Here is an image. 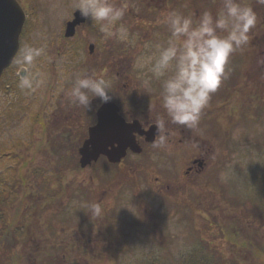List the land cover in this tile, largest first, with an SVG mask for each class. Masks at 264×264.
Returning a JSON list of instances; mask_svg holds the SVG:
<instances>
[{"label":"rangeland","instance_id":"rangeland-1","mask_svg":"<svg viewBox=\"0 0 264 264\" xmlns=\"http://www.w3.org/2000/svg\"><path fill=\"white\" fill-rule=\"evenodd\" d=\"M111 2L123 8L124 15L135 4ZM239 2L257 15L249 33V53L233 55L244 82L238 81V92L230 96H222L218 89L204 108L191 138L212 142L211 161L201 175L183 176L197 145L178 146L177 157L169 163L145 152L130 155L120 166L110 167L101 160L85 169L72 167L74 161L69 159L79 158L78 143L93 123L99 100H93L90 111L74 105L68 92L84 74L76 73V78L70 74L92 61L85 41L98 26L90 20L72 44H65L59 37L76 0H21L27 12L21 49L38 47L45 36L54 43L49 42L48 51L35 62L34 70L44 75L35 91L20 93L15 63L0 80V190L2 182L10 191L21 188L16 212L13 208L9 220H0V264H57L52 248L71 239L92 245L89 251L82 249L79 264H233L234 260L264 264V5L257 0ZM222 6L223 0H218L217 13ZM130 20L117 25L128 29V41L105 39L98 49L111 72L123 63L134 64L129 72H145L148 58L163 48L145 33L131 38ZM82 39L85 44L77 46ZM72 47L78 49L73 61L65 54L54 56L57 49ZM245 56L247 65H241ZM112 78L105 80L114 95ZM243 85L250 91L243 93ZM148 103L166 111L162 95ZM59 160L66 163L57 172ZM94 203L102 208V216L95 220L90 209ZM0 213L3 217L5 210ZM7 237L10 242L4 241ZM245 239L262 248L257 250L259 256L243 246ZM250 250L256 252L254 247Z\"/></svg>","mask_w":264,"mask_h":264},{"label":"clouds","instance_id":"clouds-1","mask_svg":"<svg viewBox=\"0 0 264 264\" xmlns=\"http://www.w3.org/2000/svg\"><path fill=\"white\" fill-rule=\"evenodd\" d=\"M257 3L264 5V0H257ZM75 7L99 27L105 39L128 41V29L123 24L117 26L124 9L111 0H76ZM162 22L169 27L171 36L167 47L158 46V56L148 58L149 70L156 79L171 70L172 74L163 80L162 106L172 124L195 128L212 94L225 78L231 55L249 43V33L257 24V15L251 6L242 5L239 0H223L215 18L204 12L194 24L191 17L171 12ZM45 52L44 47L30 45L20 50L14 63L21 90L33 92L44 82L43 73L34 68L36 60ZM68 95L74 105L88 111L93 107V100L98 99L99 105H103L113 99L109 82L86 74L76 78ZM156 126L161 134L154 147H164L167 144L163 134L165 121L158 119ZM90 209L92 216H102L99 203L92 204Z\"/></svg>","mask_w":264,"mask_h":264},{"label":"flooded vegetation","instance_id":"flooded-vegetation-1","mask_svg":"<svg viewBox=\"0 0 264 264\" xmlns=\"http://www.w3.org/2000/svg\"><path fill=\"white\" fill-rule=\"evenodd\" d=\"M135 4H133L134 8H129L128 12L126 11V14L123 16L122 20L120 22L123 23L125 20H129L131 24L127 27L131 29V38L137 39L140 38L141 33H145L146 38H151V42H155L157 45H161L163 43L162 47L168 46V41L171 36L169 27L167 24L163 23V19L166 15H168L171 12H177L182 14L185 17H191L194 21V24L199 21L200 17L204 12H209L212 14V16L215 18L217 14V6H218V0H132ZM254 1V0H251ZM21 3V0H19ZM126 2V0H124ZM125 7V4L123 5ZM76 10V9H75ZM72 17H70L67 22L72 20L74 18V12ZM131 13V14H130ZM129 16V17H128ZM90 19L86 18L85 22L81 23L76 27L75 34L71 37H67L65 34L66 31V25L64 28L63 35H60V39L63 43H71L74 42L78 35L80 34V31L83 29V27L88 24ZM62 31V30H61ZM24 32V30H23ZM92 36L86 38L85 42H88V50L90 52V57H93L92 61H89L90 71L87 70V67L82 68L81 66L76 68L79 70V72H72L70 74L72 77H77L78 74H86L88 76H92L94 78H109L110 76H113L112 80L114 81V84L112 85L115 89V94L113 95V99L120 105V113L125 118L127 122H136V124L139 127V130L135 132L136 135V141L138 142V146L142 148L141 153H135L133 151H129L127 156L123 159L122 162L118 164V166L125 164L126 159L131 156H139L142 155L145 152H148L149 155L152 157L162 156L167 160V163L172 162L173 158L177 157L175 156V152L178 148V146L181 145H197L198 152L194 153L189 157L188 165L185 169V174L183 176H199L204 172L208 167L209 163L211 161L210 159V150L212 146V142L210 140H203L198 138H191L192 136L196 135V127L195 128H188L186 126H181L177 124H172L170 122V118L167 116L166 111H162L157 107L156 104H150L148 103L149 99H154L156 97L160 98L162 95V84L163 80L167 78L168 75H171V70L164 76L159 79H156L153 77L151 71L149 70L151 67V64L148 65L145 72H129V69H132L134 64H122L121 69L117 72H111L108 68L107 58L101 57L100 52H98V49L100 48V45L102 44V41L105 40L103 34L99 31V27L97 28V31L93 30ZM223 35L224 33H220ZM23 33L21 35V46H22V39H23ZM86 36V34H85ZM263 39H264V33H263ZM49 42H53V38L50 36H45L43 39V42L39 43L38 47H44L45 49L49 48ZM84 43V40H79L76 45L80 47V44ZM85 44V43H84ZM157 45L154 46V49L157 48ZM20 46V50H21ZM92 46V49H91ZM51 47V46H50ZM57 49V48H56ZM48 51V50H47ZM46 51V52H47ZM45 52V53H46ZM72 54H70V53ZM78 52V49H75L72 47L70 51H62V49H57L54 56L61 57L63 54L66 56L68 55V60L73 61L74 57H77L76 54ZM110 52V51H109ZM151 53V52H150ZM154 53V52H153ZM242 55L249 53V43L244 46L242 49L236 50L230 57L227 67H226V75L225 78L222 80L224 82L221 83L219 90L222 89V96L223 95H232L236 92H238V85L236 83L244 82L241 79V73L239 72L240 67L239 63H235L233 60V55ZM264 53V51H262ZM99 55V57L97 56ZM98 57V58H97ZM245 59H241L243 62L241 65L246 64L248 57H243ZM255 58L252 59V61ZM240 60V59H239ZM246 62L244 63V61ZM55 61V60H54ZM68 61V62H69ZM67 62V65H68ZM55 63V62H54ZM249 64V63H248ZM76 65V64H75ZM263 67V66H262ZM79 77V76H78ZM72 78V79H75ZM244 78V77H243ZM133 81V83H132ZM137 81L134 88L132 86L134 85V82ZM148 81V84L146 85L145 82ZM239 81V82H238ZM235 83V84H234ZM235 85V86H234ZM12 84L9 85L11 87ZM218 89L216 92H218ZM243 93L246 91H250V89L244 88V85L242 86ZM213 93L209 102L214 99L217 94ZM227 94H226V93ZM97 110V108H96ZM158 119H163L165 121V130L164 135L167 138V144L164 147H154V143L158 141L159 136L161 133L158 132V128L156 126V122ZM97 120L96 111H95V117L93 119V123L89 124L93 125ZM87 127V129H88ZM155 130V139L154 141H149V138H152L153 135L150 133V131ZM149 132L150 134H148ZM86 134H83L80 138V140H84ZM201 141V142H200ZM173 151V152H172ZM168 185V184H167ZM170 185H168L169 187ZM172 186V185H171ZM178 184L175 185V188H178ZM19 197H21V188ZM18 202H13L12 206H16ZM9 193L4 191V194L0 196V211L5 210V214L2 217L0 213V220H9ZM14 213V211H12ZM145 212H147V209H145ZM151 218V217H150Z\"/></svg>","mask_w":264,"mask_h":264},{"label":"water","instance_id":"water-1","mask_svg":"<svg viewBox=\"0 0 264 264\" xmlns=\"http://www.w3.org/2000/svg\"><path fill=\"white\" fill-rule=\"evenodd\" d=\"M26 20V12L18 0H0V78L12 64L20 48V37ZM77 9L74 19L66 26V36L75 34L76 27L85 22ZM92 49V46H91ZM120 107L110 101L97 110V123L89 128L88 137L80 147V163L82 167L97 162L101 156H106L112 163H119L128 149L141 152L135 132L139 130L136 122H127L119 113ZM152 133L154 140L155 130Z\"/></svg>","mask_w":264,"mask_h":264},{"label":"trees","instance_id":"trees-1","mask_svg":"<svg viewBox=\"0 0 264 264\" xmlns=\"http://www.w3.org/2000/svg\"><path fill=\"white\" fill-rule=\"evenodd\" d=\"M16 77H17V79L19 80V76L18 75H16ZM16 86H17V88L19 89V86H18V84H16ZM19 147V149H21V147L20 146H18ZM59 147V146H58ZM14 155H16V156H19V154L18 153H15ZM14 157V156H13ZM14 158H16V157H14ZM63 163H66V162H64V161H62V160H59V162H58V164L56 165V171H61V170H64V169H62V167L64 166V164ZM71 163V162H70ZM76 165L78 166V164H77V162L75 163L74 162V165L72 166L73 168H76ZM14 179H15V182L14 183H18V177H16V175H14ZM46 181V180H45ZM47 182V181H46ZM48 184H49V186H50V184H51V181H50V183L49 182H47ZM4 183L2 182V185H3ZM60 185H61V183H60ZM50 188H51V186H50ZM13 190L14 189H12L11 191H10V193L11 194H13L14 192H13ZM52 192V191H51ZM16 200V199H15ZM15 212H16V209H15ZM21 221V220H20ZM20 223V222H19ZM18 228H17V230H18V232L19 231H21V229H20V224H18V226H17ZM10 234V232L8 233V235ZM18 234H20V233H18ZM65 240V239H64ZM4 241L6 242H10V239H9V237H7L6 239H4ZM1 243H3V239H0V244ZM252 243H253V245H252ZM54 245V244H53ZM246 246L247 247V249H250V247H252V249H253V247L255 248V250H256V254H255V256H259V254L257 253V250L258 251H260V250H262V248L261 247H258L257 246V242H255V241H253V240H248V239H245V241H244V244H243V246ZM258 245H260V244H258ZM84 246H86L87 248H85ZM89 247H91V245L89 246V243H87V244H85V242L83 243V244H81L78 240H76V239H71V241H69V240H65V241H61L60 243H57L56 244V248H57V251H58V253H59V255L57 254V252L55 253V254H57L56 256H57V264H65L66 263V260H67V262L69 263V264H79L80 263V260H81V252H82V249H84V250H87V251H89ZM77 248V249H76ZM54 249V248H53ZM72 250H73V253L75 252V251H77L78 253H75L74 255L71 253L72 252ZM59 256V257H58ZM252 258H253V256H252ZM234 259V258H233ZM247 260H249V256H248V259ZM233 264H241V262L239 263L237 260H234V262H233Z\"/></svg>","mask_w":264,"mask_h":264}]
</instances>
